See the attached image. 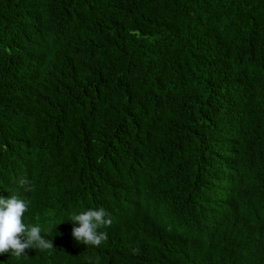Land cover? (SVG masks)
<instances>
[{
    "label": "trees",
    "instance_id": "1",
    "mask_svg": "<svg viewBox=\"0 0 264 264\" xmlns=\"http://www.w3.org/2000/svg\"><path fill=\"white\" fill-rule=\"evenodd\" d=\"M11 195L54 248L0 264H264V0H0Z\"/></svg>",
    "mask_w": 264,
    "mask_h": 264
},
{
    "label": "clouds",
    "instance_id": "2",
    "mask_svg": "<svg viewBox=\"0 0 264 264\" xmlns=\"http://www.w3.org/2000/svg\"><path fill=\"white\" fill-rule=\"evenodd\" d=\"M19 184L26 191L30 190L27 177L19 178ZM29 203L17 195L8 198L0 196V254L11 251L12 256L20 257L26 255V249L54 248L52 240L41 235V226L25 224L23 217L28 211ZM70 220L79 225L72 228V236L77 242L98 247L107 241V232L102 229L110 226L112 220L104 208L88 209L74 214Z\"/></svg>",
    "mask_w": 264,
    "mask_h": 264
}]
</instances>
